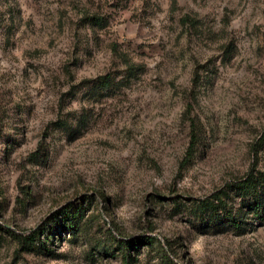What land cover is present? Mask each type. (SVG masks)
<instances>
[{
	"label": "rangeland",
	"instance_id": "obj_1",
	"mask_svg": "<svg viewBox=\"0 0 264 264\" xmlns=\"http://www.w3.org/2000/svg\"><path fill=\"white\" fill-rule=\"evenodd\" d=\"M249 175L264 0H0V264H124L114 233L155 241L133 264H264Z\"/></svg>",
	"mask_w": 264,
	"mask_h": 264
},
{
	"label": "trees",
	"instance_id": "obj_2",
	"mask_svg": "<svg viewBox=\"0 0 264 264\" xmlns=\"http://www.w3.org/2000/svg\"><path fill=\"white\" fill-rule=\"evenodd\" d=\"M98 19L99 21H101L100 17H98ZM106 76L107 75H105V77L102 76L100 78L101 85H104V86L109 85L110 80ZM236 187L240 193L239 195H241V197L244 200H248V203L250 202L249 206H253V210L255 211V213L263 216L264 215V176L261 177V176L249 175V177L246 180L241 181L239 184L236 185ZM199 209L202 212H204L205 210H207L208 212L211 211L212 219L216 221L215 222L216 224H218L219 223L218 221L221 220V222L222 221L229 222L228 224H230L233 227L234 226L237 228L241 227L238 215L233 211V209L228 207L227 202H225L223 199H221L218 203H215V202L204 203L201 206H199ZM83 215H84L83 208H76V209L70 210L65 214L66 216L64 220L65 224L64 225L62 224L63 226L61 224H58L57 228L58 227L59 228H69L71 233L75 234L76 230L78 229V223L82 219ZM45 229L46 227H43L36 233L32 234V239L39 242L41 245H44L41 235ZM114 237L118 241L119 248L122 251L124 264H133L132 251L136 250L140 245L144 243H147V244L155 243V241L152 240L153 238H150L148 236H140V237H136L134 239L129 240L127 238L118 237L114 233ZM154 239L157 240V238H154ZM157 242L160 243V245L164 249V253L166 257L172 260L169 253L163 247L161 242L159 240H157ZM105 251H107V253L109 254L115 253L116 248L115 246H105Z\"/></svg>",
	"mask_w": 264,
	"mask_h": 264
}]
</instances>
